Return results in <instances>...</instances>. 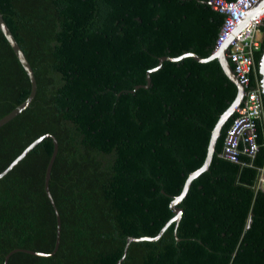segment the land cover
Returning a JSON list of instances; mask_svg holds the SVG:
<instances>
[{"label": "trees", "instance_id": "1", "mask_svg": "<svg viewBox=\"0 0 264 264\" xmlns=\"http://www.w3.org/2000/svg\"><path fill=\"white\" fill-rule=\"evenodd\" d=\"M210 1L0 0L37 83L30 105L0 126V171L52 133L49 188L61 219L55 252L14 251L7 264H117L129 236H155L174 216L170 202L204 162L237 87L216 58L150 69L163 56L212 54L224 15ZM263 50L264 35L254 53L259 80ZM29 93L0 30V118ZM235 115L178 204L176 228L131 241L120 264H264V96L259 149L240 162L221 155ZM52 150L45 137L0 178V264L16 248L54 249L56 216L44 190Z\"/></svg>", "mask_w": 264, "mask_h": 264}, {"label": "built area", "instance_id": "2", "mask_svg": "<svg viewBox=\"0 0 264 264\" xmlns=\"http://www.w3.org/2000/svg\"><path fill=\"white\" fill-rule=\"evenodd\" d=\"M259 0H211L212 7L224 15L218 32L214 51L229 40L227 57L231 62L236 78L243 86V98L228 127L221 155L234 162H240V156L253 158L259 149L258 122L262 118V90L260 80L256 78L254 53L259 49L264 35V11L250 18L239 31L238 25L247 12ZM255 77L254 83L252 78ZM263 170H261V173ZM259 176V187L264 190V178Z\"/></svg>", "mask_w": 264, "mask_h": 264}, {"label": "water", "instance_id": "3", "mask_svg": "<svg viewBox=\"0 0 264 264\" xmlns=\"http://www.w3.org/2000/svg\"><path fill=\"white\" fill-rule=\"evenodd\" d=\"M211 4V2H210ZM260 11H264V0H259L256 5H254L253 8H251L247 14L246 17L242 20V22L238 25L237 27V31L241 30L248 22V20L250 18H252L253 16H255L258 12ZM0 30L2 31V33L4 34L5 38L7 39L8 43L10 44L12 50L14 51L17 59L19 60V62L21 63L22 67L24 68L25 72L27 73L29 80H30V93L27 96V98L22 101L21 103H19L18 105H16L11 111H9L7 114H5L4 116H2L0 118V126H2L3 124H5L6 122H8L9 120H11L12 118H14L16 115H18L22 110H24L26 107H28L32 101V99L35 96L36 93V87H37V83H36V79L34 76V72L33 69L24 53V51L22 50V48L20 47V45L18 44L17 40L15 39V37L13 36L10 28L8 27L7 23L5 22V20L3 19L2 13L0 12ZM228 43L229 40L226 41L219 49H217L216 51L212 52V54L208 57H200L199 55L193 53V52H187L183 55H180L178 57H170V56H163L160 58V61L158 63V65L150 70H154L157 69L159 67V65L161 64V62L163 60H178L183 56H191L194 59H196L197 61H201V62H205L208 60H211L213 58H216L221 66V69L223 71V73L228 77V79H230L237 87V94L235 96V99L233 100V102L225 109V111L223 113H221V115L219 116L218 120L216 121L214 127L211 130V135H210V139L208 142V147H207V152H206V157L204 159V162L202 163V165L197 168L196 170L192 171L189 173V175L187 176L182 190L181 192L176 195L170 202V209L173 211L174 216L171 217L164 225L163 227L160 229L159 233L155 236H142L139 238L136 237H132L129 236L126 239V243H125V247L123 250V254L120 260H118L117 264H120L121 260L125 257L127 249H128V245L131 241H138V240H156L160 237V235L163 233V231L172 223L175 222V228L180 220L181 214H182V209L178 206V204L180 203V201L182 200V198L185 196L191 181L196 178L200 173H202L203 171L208 169V166L211 162L213 153H214V149H215V144H216V140L218 138V136L221 133V128L223 126V124L225 123V121L228 119V117L233 114L234 112V107L239 106L241 104L242 98H243V86L240 84V82L238 81V79L235 76V73L233 71V67L231 65V62L229 61L228 57H227V49H228ZM148 70V72L150 71ZM259 74H260V85H261V90H262V94L264 96V50L263 53L261 55L260 61H259ZM148 80H149V76H147ZM147 86V85H145ZM45 137H50L52 139L53 142V150L52 153L49 157L48 163L46 165L45 168V175H44V190L46 192V195L50 201V203L52 204V207L54 209L55 212V216H56V237H55V245H54V249L52 252L48 253V252H38V251H34V250H30V249H23V248H16L11 250L10 252H8L5 255L4 258V262L3 264H7L8 262V258L10 256V254L14 251H25L31 254H35V255H42V256H47L52 254L53 252L56 251V249L58 248L59 245V241H60V227H61V219H60V215H59V211L58 208L54 202V199L52 197V194L50 192V188H49V180L51 177V169H52V165L54 162V159L56 157L57 151H58V140L57 138L52 134V133H44L40 136H38L37 138H35L31 143H29L2 171H0V178H2L5 174H7V172L14 166L16 165L34 146H36L41 140H43Z\"/></svg>", "mask_w": 264, "mask_h": 264}, {"label": "rangeland", "instance_id": "4", "mask_svg": "<svg viewBox=\"0 0 264 264\" xmlns=\"http://www.w3.org/2000/svg\"><path fill=\"white\" fill-rule=\"evenodd\" d=\"M260 176H261L260 178H262V177L264 178V172H262Z\"/></svg>", "mask_w": 264, "mask_h": 264}, {"label": "clouds", "instance_id": "5", "mask_svg": "<svg viewBox=\"0 0 264 264\" xmlns=\"http://www.w3.org/2000/svg\"><path fill=\"white\" fill-rule=\"evenodd\" d=\"M263 172H264V170H263Z\"/></svg>", "mask_w": 264, "mask_h": 264}]
</instances>
